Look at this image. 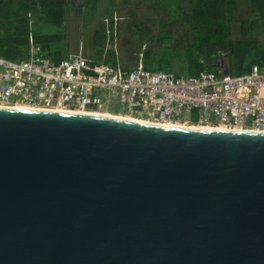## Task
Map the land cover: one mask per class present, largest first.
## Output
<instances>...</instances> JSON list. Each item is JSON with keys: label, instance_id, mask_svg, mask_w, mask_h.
<instances>
[{"label": "water", "instance_id": "1", "mask_svg": "<svg viewBox=\"0 0 264 264\" xmlns=\"http://www.w3.org/2000/svg\"><path fill=\"white\" fill-rule=\"evenodd\" d=\"M0 264H264V133L0 109Z\"/></svg>", "mask_w": 264, "mask_h": 264}, {"label": "trees", "instance_id": "2", "mask_svg": "<svg viewBox=\"0 0 264 264\" xmlns=\"http://www.w3.org/2000/svg\"><path fill=\"white\" fill-rule=\"evenodd\" d=\"M262 34L264 0H0V57L15 62L33 47L55 63L237 76L264 69Z\"/></svg>", "mask_w": 264, "mask_h": 264}, {"label": "built area", "instance_id": "3", "mask_svg": "<svg viewBox=\"0 0 264 264\" xmlns=\"http://www.w3.org/2000/svg\"><path fill=\"white\" fill-rule=\"evenodd\" d=\"M24 61L0 57V106L85 115L123 113L158 125L264 133V69L217 77L123 71L68 55L58 63L33 47ZM185 127V128H187Z\"/></svg>", "mask_w": 264, "mask_h": 264}, {"label": "bare ground", "instance_id": "4", "mask_svg": "<svg viewBox=\"0 0 264 264\" xmlns=\"http://www.w3.org/2000/svg\"><path fill=\"white\" fill-rule=\"evenodd\" d=\"M0 109H27L29 110L28 108H25V107H14V108H11V107H7V106H0ZM33 111V110H32ZM73 114H78V113H73ZM81 115V114H80ZM93 116H100V117H107V118H114V119H120V120H124V121H131V122H136V123H142V124H150V125H157V126H160V127H173V128H185L187 126H182V125H175V126H169V125H158V124H151L147 121H144V120H136V119H132V118H125V117H114L113 115H109V114H92ZM189 129H194V130H214V129H211V128H195V127H187ZM217 131H223L221 129H215ZM228 132H231V131H228ZM232 132H240V131H232Z\"/></svg>", "mask_w": 264, "mask_h": 264}, {"label": "rangeland", "instance_id": "5", "mask_svg": "<svg viewBox=\"0 0 264 264\" xmlns=\"http://www.w3.org/2000/svg\"><path fill=\"white\" fill-rule=\"evenodd\" d=\"M186 4H188V2H185ZM69 38H70V36H68ZM84 37V41H86L87 40V36H83ZM258 42H259V44H261V45H264V34H262L259 38H258ZM138 60H139V57H138ZM109 115H113L114 117H125V118H127V117H129L128 115H124L123 113H119V112H112V113H108ZM129 118H132V119H135V118H133V117H129ZM136 120H139V119H136Z\"/></svg>", "mask_w": 264, "mask_h": 264}, {"label": "crops", "instance_id": "6", "mask_svg": "<svg viewBox=\"0 0 264 264\" xmlns=\"http://www.w3.org/2000/svg\"><path fill=\"white\" fill-rule=\"evenodd\" d=\"M64 58V57H63Z\"/></svg>", "mask_w": 264, "mask_h": 264}]
</instances>
